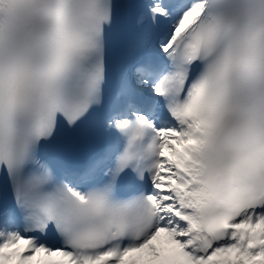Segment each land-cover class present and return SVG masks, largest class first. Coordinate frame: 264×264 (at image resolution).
I'll use <instances>...</instances> for the list:
<instances>
[{
  "label": "snow or ice",
  "instance_id": "1",
  "mask_svg": "<svg viewBox=\"0 0 264 264\" xmlns=\"http://www.w3.org/2000/svg\"><path fill=\"white\" fill-rule=\"evenodd\" d=\"M0 264H264V0H0Z\"/></svg>",
  "mask_w": 264,
  "mask_h": 264
}]
</instances>
